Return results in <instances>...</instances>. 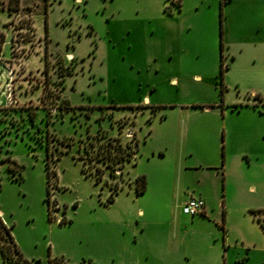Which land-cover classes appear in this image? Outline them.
Here are the masks:
<instances>
[{"label": "rangeland", "instance_id": "obj_1", "mask_svg": "<svg viewBox=\"0 0 264 264\" xmlns=\"http://www.w3.org/2000/svg\"><path fill=\"white\" fill-rule=\"evenodd\" d=\"M220 1L180 0L186 11L203 2L211 10L208 5L216 3L222 24ZM39 2L35 19L44 39L43 52L31 56L29 67L46 66L48 51V74L45 68L43 73L25 71L9 62V41L0 57V63L12 70L9 87L28 83L27 90L34 91L30 100L21 98L23 102L11 104L14 108L0 109V212L13 226L25 257L34 264H50L60 256L67 264H264V62L260 56L240 55L232 69L224 70L223 95L222 66L217 77L209 78L195 64L186 71L191 75L183 76L186 84L171 93L156 74L140 70L137 60L144 61L145 33L153 34L141 19L159 15L167 6L172 13L178 11L172 0ZM225 14L223 5V29ZM7 18L8 12L0 9L1 26ZM27 21H14L13 30L30 47L37 37L31 29H21ZM5 33L9 40L10 31ZM28 47L20 43L14 53L23 55ZM230 59L225 50L224 63ZM201 70L209 79L198 84L192 76ZM142 76L150 77L151 83H138ZM153 81L160 89L152 91ZM38 86L43 91H37ZM149 91L154 101L220 103L226 95L231 103L212 112H189L190 116L184 112L187 109L172 111L168 106L158 111L154 105L137 108L134 96ZM55 93L67 97L75 108L63 115L53 109L47 124L49 107L61 103ZM253 93L260 97L255 99ZM29 110L37 111L34 121ZM128 128L141 139L136 151L139 162L126 166L115 191L111 186L115 179L109 174L105 182L96 178L94 169L83 170L79 145L89 131H106L126 142L131 138ZM65 137L71 147L60 153L66 148L61 143L68 141ZM183 142L185 151L191 149L193 154L185 153L182 164L197 167L180 169ZM142 174L147 188L138 193L137 177ZM193 188L204 191L213 205L204 217L183 211L185 194ZM0 264L18 263L0 252Z\"/></svg>", "mask_w": 264, "mask_h": 264}, {"label": "crops", "instance_id": "obj_2", "mask_svg": "<svg viewBox=\"0 0 264 264\" xmlns=\"http://www.w3.org/2000/svg\"><path fill=\"white\" fill-rule=\"evenodd\" d=\"M39 1L40 0H20V8L11 12L8 8L10 0H0V9L8 12V18L6 20L7 24H4L5 26L0 25V27L7 33L10 31L11 38L4 42L6 43L9 41L11 45V58L9 62L14 63V66H22L25 71L34 69L36 72L43 73L45 64L42 67L37 68L29 67V59L31 56L34 53L43 52L42 46L44 39L42 35L38 34L37 22L35 19L37 7L40 5ZM235 1L237 0H228L224 3L226 10L223 33V39L225 42L224 58L225 50H228V55L231 57L230 61L227 62V71L232 69L236 58L248 53L260 56L264 62V0H238L236 9L230 11L229 7L234 4ZM208 6L212 7L211 10H208L207 5L203 2L186 11L184 4L181 3V7L176 12L169 13L165 9L160 12L159 15L149 14L141 19L142 22L146 23L148 28L152 27L153 34L151 35L150 31L145 33L144 43H142L145 48L143 57L144 61L137 60L139 63V69L147 70L148 74H156V77L161 79V83H164L163 85L168 87V90H170L171 93L175 90L181 89V87L186 84L184 83L183 76L186 74L191 75L186 72L188 71L189 65L195 64L199 66V68L206 71L208 76L215 75L217 77L219 69H221V23L219 24L217 19L216 3H212ZM22 18L31 19L35 28V33L33 32L35 35L33 36L37 37V43H31L29 45L31 47L30 50L27 41L20 38L18 43H21L22 47H28L27 53L15 56L13 54V42L14 37L17 34H15V31L13 30V23L14 21H20ZM231 19L234 21L232 22ZM135 23H137V21ZM192 30H194L195 33L193 32L190 35V31ZM219 31L221 34L220 40ZM70 55L75 57L73 52H70ZM202 70L194 72L192 76V80L198 84L204 82L205 79L212 78L210 76L209 78L205 77L203 75L205 72H202ZM9 71L12 72V70H9V68L3 63H0V108L6 106V103L10 106L14 103L23 102V99L21 100V98H25L26 100L29 98L30 100V96L34 93L32 89L30 91L27 90L28 83H19L14 88L9 87V83L14 80L12 75L9 77ZM226 78L228 81V73H226ZM151 80L150 77L142 76L141 78H138V83L150 84ZM153 83L154 86L152 91L157 88L160 89L161 86H158L159 82L153 81ZM23 88L25 89L23 90ZM41 89L43 91V86L37 87V91ZM11 92L14 93V95H11ZM255 95V93L252 94V96L257 99ZM132 101H134L135 105L157 106V111L160 109V106H163V109L168 106L172 111L187 109L184 112H186L188 116L191 115L189 112H212L220 105L223 107L226 103H231V100H229L226 95L220 103L216 100H204L205 102H196L199 104H192L193 102H176L177 100L170 98L154 101L150 91L145 94H137ZM168 115L169 113L167 114V117ZM130 130L131 129L128 128V131ZM136 133L140 138L138 132ZM158 149L161 154L164 153L162 152L163 148ZM185 153H189V155L193 154L191 149L185 151L183 142L180 151V169L197 167L196 165H188V163L185 165L182 164ZM147 156L149 157L150 154L147 153ZM134 161L139 162L136 154L132 160L126 163L124 170L129 163H133ZM185 195L186 196L182 202L183 204L192 195L201 196L205 199L207 208L203 214H200L201 216L204 217L210 211L214 210L213 205L208 204L207 199L209 196L205 194L204 191L193 188V190L186 192Z\"/></svg>", "mask_w": 264, "mask_h": 264}, {"label": "trees", "instance_id": "obj_3", "mask_svg": "<svg viewBox=\"0 0 264 264\" xmlns=\"http://www.w3.org/2000/svg\"><path fill=\"white\" fill-rule=\"evenodd\" d=\"M227 1L228 0H221V6H222V10H221V20H222V24H221V34H222V39H221V48H222L221 93L222 95H223L224 89L226 88V84L224 83V70L228 67V64L224 63L225 44H224V39H223V33H224L223 5ZM177 7L178 9L181 7V2L177 4ZM8 8L11 12L13 10H18L20 8V0H10ZM165 9L167 12L172 13V10L169 6H167ZM27 22H28V26L30 27V29L34 32L35 28L33 27L31 19L29 18ZM21 25H24V23L22 22ZM46 37L48 41V34L46 35ZM5 40H6V33L0 27V57L3 52V46H4ZM73 59H75V57H73ZM50 62L51 60L49 58L48 51H46V66H45L46 74H48ZM69 71H70V66H68L66 72H69ZM64 77H65V74H64ZM47 91L50 92L51 89H48ZM55 96L61 99V103L59 105H56L55 103H53L52 106L49 107L47 124H49L52 121L51 117L53 115L52 114L53 109H60V113L63 115L64 112L70 111L75 108L67 97L61 96L59 93H55ZM255 96L260 97V95L258 94H256ZM141 106L142 105H137L136 107L139 108ZM131 107H135V106L131 105ZM8 108H14V107L12 105L7 107L6 105L5 107L0 108V109L6 110ZM29 115H30V118L34 121L37 115V111L29 110ZM47 131H49V129H47ZM131 131H132V136L126 142L122 140V137L111 136L107 134L106 131H100L97 134H93L89 131L88 136H87L88 139L87 140L82 139V142L84 143H81L79 145V153H80L79 157L83 161V170L87 172L88 169H94L96 178L98 180L104 179L105 182L109 181V179L106 178V175L109 174L110 176L113 177V179H115L111 183V186L113 185V188L115 191H117L120 186L119 178H123L124 167L126 165V162L132 160L135 157L136 151H138L140 148L141 139L137 136V133L134 130L131 129ZM61 143L63 145H66V148H62L60 150V153L67 152L71 147L70 139H68V141H64L63 139L61 140ZM46 149H47V155H46L47 157L45 160H46V169H47V186H48V192H49V188L51 186V162L49 158L50 141L48 138L46 141ZM137 182H138L137 192L138 193L144 192L147 188L146 175L145 174L139 175L137 177ZM12 227L13 226H10L7 224L3 215L0 212V252L2 253L3 257L8 261L16 262L18 264H34L27 257H25L21 248L17 244L15 236L12 232ZM50 264H67V262L64 256H60V257H56L54 260H51Z\"/></svg>", "mask_w": 264, "mask_h": 264}, {"label": "built area", "instance_id": "obj_4", "mask_svg": "<svg viewBox=\"0 0 264 264\" xmlns=\"http://www.w3.org/2000/svg\"><path fill=\"white\" fill-rule=\"evenodd\" d=\"M79 1H81V0H79ZM172 1L176 5L180 2V0H172ZM22 19H24V18H22ZM20 27H21V29H24V28L30 29V27L28 26V22H27V24L21 25ZM18 40H19V37H18V35H16L14 37V42H13V54L15 56H19V55L14 53V49L19 47ZM129 132L131 133V136H132V131L130 130ZM206 208H207V204H206L205 199L201 196H196V195L190 196L183 204V211L185 213L193 215V216L198 215V214H203L206 211Z\"/></svg>", "mask_w": 264, "mask_h": 264}]
</instances>
